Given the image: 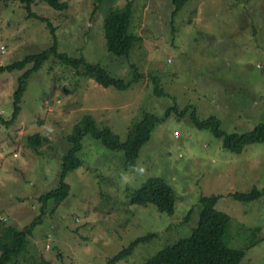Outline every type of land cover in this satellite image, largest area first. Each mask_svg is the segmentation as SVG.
Listing matches in <instances>:
<instances>
[{
  "label": "rangeland",
  "instance_id": "374dc122",
  "mask_svg": "<svg viewBox=\"0 0 264 264\" xmlns=\"http://www.w3.org/2000/svg\"><path fill=\"white\" fill-rule=\"evenodd\" d=\"M32 1L40 20L29 18L21 2L0 3V66L50 48V23L60 52L100 64L127 82L136 66L143 79L128 91L104 88L82 66L51 56L28 78L13 121L19 78L32 65L0 76V226L22 231L40 215L39 198L59 187L63 157L71 148L68 137L87 116L123 141L146 112L164 117L173 98L183 108L195 105L201 120L215 117L228 134L264 124V0H190L175 20L172 0H63L67 12ZM128 2L139 41L131 57L120 58L107 50L104 21L111 9ZM155 76L169 96L156 95ZM36 134L49 143L33 148L28 138ZM82 144V167L66 177L69 196L60 206L49 203L43 225L11 264H108L135 240L157 234L119 263L143 264L191 238L200 220V199L213 195L222 196L216 209L231 219L227 245L245 252L240 264H264V195L251 202L230 196L255 189L264 193V143L241 154L228 151L210 130L196 128L190 113L166 119L135 167L127 165L124 152L107 149L91 135ZM124 173L132 177L127 184L121 180ZM155 177L176 191L174 216L131 205L132 195Z\"/></svg>",
  "mask_w": 264,
  "mask_h": 264
},
{
  "label": "trees",
  "instance_id": "16d2710c",
  "mask_svg": "<svg viewBox=\"0 0 264 264\" xmlns=\"http://www.w3.org/2000/svg\"><path fill=\"white\" fill-rule=\"evenodd\" d=\"M56 12H67L68 3L63 0H41ZM104 0H96L102 4ZM190 0H172L175 7L173 19L175 20L182 12ZM21 2L25 5L29 18L39 19L32 13V0H0V3ZM133 5L128 2L125 8L111 9L104 21V38L106 40L107 50L116 57H131L134 45L139 38L132 33L134 12ZM40 20V19H39ZM45 22L44 20H41ZM48 29L53 36V45L45 51L27 56L21 61L14 62L7 66H0V76L5 71L24 70L32 65L30 69L19 78V87L15 92V111L13 121L20 113V102L24 92L27 90V80L33 73L39 71L43 64L54 56L61 60L65 65L84 68L85 74L94 79V81L104 88H115L119 91H128L134 83L143 79L136 66H133V79L131 82L112 76L100 64L88 63L84 58H73L66 53L60 52L59 41L55 36V29L48 23ZM156 95L160 97L169 96L162 87V80L159 76L151 77ZM175 104L165 113L164 117L157 114L146 112L143 118L136 124L133 131L129 134L128 140L123 141L120 135H117L110 127L98 128L97 123L90 116L85 117L81 123L74 128V135L68 137L71 148L63 157L61 180L58 188L40 196L41 203L40 215L36 220L24 230L20 231L14 227L0 226V264H11L17 261L26 252L28 239L34 234L38 226L43 225L45 217L48 215V205L55 201L60 206L66 200L71 191V185L66 182L69 173L82 167V159L79 153L83 149V138L91 135L109 150L122 151L125 153L126 163L129 167H135L140 157L143 147L150 141L152 133L162 125L166 119L174 114L180 119H185L191 113V119L199 130H210L216 138L223 140L224 149L233 153L241 154L245 147L254 144L264 143V124L258 125L253 131L246 133L228 134L221 129V122L215 117L207 120H201L197 115L195 105L183 106L176 98H173ZM193 110L190 112V110ZM29 144L37 149L43 144L49 143L48 138L39 134L28 138ZM263 192L255 189L248 194L232 193L230 196L236 201L251 202L259 199ZM221 195L202 197L200 199L202 211L197 229L192 237L182 240L174 247L168 248L156 255H153L143 264H240L245 256V252L239 249L231 248L225 241L226 232L231 222L228 215L219 212L216 207ZM131 205L147 208L156 207L162 214L174 216L177 206V195L174 188L162 177L150 178L143 186L131 197ZM187 221L190 220L191 215ZM158 238L157 234H152L144 238L135 240L127 249L118 256L110 259L108 264H119L128 257H131L139 245L151 243ZM41 264H50L42 261Z\"/></svg>",
  "mask_w": 264,
  "mask_h": 264
},
{
  "label": "clouds",
  "instance_id": "9594fccd",
  "mask_svg": "<svg viewBox=\"0 0 264 264\" xmlns=\"http://www.w3.org/2000/svg\"><path fill=\"white\" fill-rule=\"evenodd\" d=\"M131 179H132V177L127 173H124L121 175V180L125 184L129 183L131 181Z\"/></svg>",
  "mask_w": 264,
  "mask_h": 264
},
{
  "label": "built area",
  "instance_id": "2783aa9c",
  "mask_svg": "<svg viewBox=\"0 0 264 264\" xmlns=\"http://www.w3.org/2000/svg\"><path fill=\"white\" fill-rule=\"evenodd\" d=\"M5 51H4V49H3V53H4Z\"/></svg>",
  "mask_w": 264,
  "mask_h": 264
}]
</instances>
